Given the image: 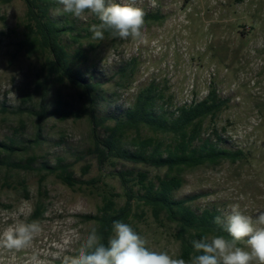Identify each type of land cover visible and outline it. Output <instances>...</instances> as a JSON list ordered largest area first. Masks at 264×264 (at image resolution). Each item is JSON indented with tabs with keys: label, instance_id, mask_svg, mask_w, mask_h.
<instances>
[{
	"label": "rangeland",
	"instance_id": "374dc122",
	"mask_svg": "<svg viewBox=\"0 0 264 264\" xmlns=\"http://www.w3.org/2000/svg\"><path fill=\"white\" fill-rule=\"evenodd\" d=\"M156 4L137 0L145 12L139 39L105 32L103 41L94 40L89 29L97 18L87 13L75 18L56 2L51 15L61 27L74 28L61 42L72 56L73 70L97 87L94 112L107 118L109 127L126 117L144 91L154 92L157 110L170 118L216 92L226 105L204 120L196 146L209 141L219 149L242 151L243 158L183 169V185L173 198L186 201L198 215L205 210L222 215L229 205L239 204L255 216L264 211V0ZM27 24L23 0L0 2V231L17 220L38 221L41 230L27 249H0V264H62L64 257L78 253L92 229L99 231L98 221L89 217H101L107 197L116 196L119 210L128 193L146 192L140 174L147 176V186H157L175 173L122 157L99 159L84 89L51 76L45 55L23 49ZM78 50L84 51L79 60ZM97 135L101 140L108 136L104 128ZM135 138H153L163 150L172 144L171 137L142 128L140 136L135 131L125 135L123 149L138 152ZM67 169L74 187L61 179ZM121 172L128 173L126 186ZM128 223L149 247L181 257L175 237L179 228L165 213L156 218L150 206L134 198Z\"/></svg>",
	"mask_w": 264,
	"mask_h": 264
},
{
	"label": "trees",
	"instance_id": "16d2710c",
	"mask_svg": "<svg viewBox=\"0 0 264 264\" xmlns=\"http://www.w3.org/2000/svg\"><path fill=\"white\" fill-rule=\"evenodd\" d=\"M2 4H8L11 0H0ZM27 7V31L25 39L21 42L23 49L32 53H41L47 57V68L51 76L58 79L68 80L72 85L84 89L91 111V119L94 125L95 150L102 161L110 157H122L137 164H151L155 167L166 168L169 173L162 179L159 185L150 184L145 181L147 176L140 174V185L146 190L137 197L128 193V200L124 207L116 210L114 197L105 200L101 217H89L96 219L100 225L98 234L103 237V242L107 243L111 235L112 223L115 220L129 221L132 210V200L144 202L153 209V214L159 218L161 213H165L167 219L177 224L179 231L175 235L176 240L181 245V258L189 259L193 252L191 241L201 239L205 235H225L222 226L214 223V218L220 215L216 211L205 210L200 215L196 214L186 201H177L173 194L178 191L183 180L180 172L186 168H197L203 166L216 167L224 161L235 163L243 158V152H230L219 149L209 141H205L202 146L197 147L196 143L201 139V130L206 118H213L226 105L225 101H218L216 92H211L209 96L194 106H184L179 109L176 118H170L157 110V97L153 91H144L138 97L135 106L128 110L124 119L116 121L112 127L107 126V118H99L94 112L96 86L89 84L80 78L73 70V59L61 42L64 34L70 33L74 28H64L57 24L51 15L54 0H23ZM158 19L157 16H154ZM79 41L77 37H72ZM76 56L79 59L84 57V51L78 50ZM104 128L108 136L101 140L97 135L98 129ZM148 129L152 133L162 134L172 138L171 145L165 150L160 142L156 143L153 138L144 140H133L135 146H139V151L131 153L122 147L123 139L130 131H135L140 136L141 130ZM218 140H221L218 137ZM139 144V145H138ZM166 152V157L164 153ZM61 179L67 185L74 187L75 180L70 172L64 170ZM124 186L128 183V173L119 174ZM134 197V198H133ZM39 216L38 211L33 215V219Z\"/></svg>",
	"mask_w": 264,
	"mask_h": 264
},
{
	"label": "clouds",
	"instance_id": "9594fccd",
	"mask_svg": "<svg viewBox=\"0 0 264 264\" xmlns=\"http://www.w3.org/2000/svg\"><path fill=\"white\" fill-rule=\"evenodd\" d=\"M63 13L83 18L95 16L90 26L94 40L103 41L105 32L122 40L139 39L145 27V12L137 0H55ZM156 7V0H149ZM228 235H205L191 241L189 259L175 257L166 250L149 247L147 239L129 223L115 220L107 243L92 229L78 253L63 258L62 264H264V211L247 215L239 204H231L214 218ZM41 230L38 221L17 220L0 231V249H27ZM244 245V246H241ZM59 258V257H57Z\"/></svg>",
	"mask_w": 264,
	"mask_h": 264
}]
</instances>
